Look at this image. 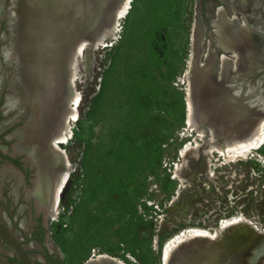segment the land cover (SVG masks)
<instances>
[{"label": "rangeland", "instance_id": "obj_1", "mask_svg": "<svg viewBox=\"0 0 264 264\" xmlns=\"http://www.w3.org/2000/svg\"><path fill=\"white\" fill-rule=\"evenodd\" d=\"M100 1L93 0V15L106 9L108 31L118 0H104V6H99ZM233 1L242 0H133L111 38L97 40L94 32L77 65L80 99L73 135L63 146L70 173L57 219L49 218L43 208L45 213L34 208L28 194L32 184L24 180L25 162L19 168L10 163L9 158L22 154L13 148L17 140L7 135L28 119L0 132V220L20 238L34 264H84L94 251L116 255L127 264H163L164 244L174 235L190 227L212 231L223 219L235 216L249 223L239 221L217 239L203 237L186 244L171 254L168 264H236L237 253L244 260L257 256V236L264 235V144L241 153L226 152L234 140L216 118L194 119L192 126L186 122V71L194 18L198 14L196 25L204 30L194 61L203 62L210 47L218 64L225 52L217 46L213 20L219 6L225 17L232 15ZM259 1L258 8L248 7L246 13L261 20L262 26L251 33L264 37V0ZM6 5V16L0 18V60L1 48L10 38L9 0ZM228 25L229 29L223 28L227 41H241L236 26ZM3 34L9 35H4L5 41ZM254 52L263 53L264 46L244 56L256 75H246L248 80L241 85L256 88V97L262 98L264 53L260 57ZM227 68L226 63L224 80ZM5 69L16 71L12 66ZM195 73L193 69L192 76ZM210 74L214 80V72ZM216 83L223 90L212 95L227 115L244 122L261 113L223 83ZM13 114L0 115L1 122ZM186 145L189 150L182 157ZM8 169L17 176H10ZM13 183L19 184L17 199L11 194ZM263 257L254 262L261 264ZM0 264H17L2 239Z\"/></svg>", "mask_w": 264, "mask_h": 264}, {"label": "bare ground", "instance_id": "obj_2", "mask_svg": "<svg viewBox=\"0 0 264 264\" xmlns=\"http://www.w3.org/2000/svg\"><path fill=\"white\" fill-rule=\"evenodd\" d=\"M9 1L10 38L8 44L2 46L1 54L4 62L16 70L10 83L12 92L6 96L4 107L5 113L13 112L14 114L1 122L0 132L18 121L28 119L23 126L8 134L7 138L16 139L13 148L26 152L35 164L36 179L30 194L34 196L38 206L46 211L48 217L55 220L60 213L61 194L70 173V166L63 146L69 142L73 135L72 122L75 120L80 99L76 81L81 76L78 74L77 66L82 59L81 50L91 40L95 31L98 32L97 40H102L106 36L111 38L120 19L129 11L133 0L117 1L111 11L113 25L108 30L109 32L106 28L109 15L102 7L100 15L94 16L93 0H47L43 4L38 3V0ZM3 2L4 0H0V16H4L1 7ZM98 3L99 6H104V0ZM230 5L233 9L232 15L225 17L226 11L224 12V8L219 6L216 18L213 20L217 46L223 52L231 53V56L223 53L218 58V64H215V59L211 56L210 47H208L209 50L204 61L195 65L194 62L197 61L199 54L198 45L202 41L204 30L203 28L198 29L196 25L198 14L194 18L191 36L192 51L186 71L188 81L186 86V122L192 126L194 119L206 121L213 117L216 118L219 121V126L228 131L234 140V144L227 147L226 152L232 149L241 153L264 144V97H256V88L253 90V88L241 85L248 80L246 75H253L256 72V68L243 61V58L247 52L253 53V51L260 50L264 46V37L251 33L252 29L262 26L261 20L255 21L251 15L246 13L248 7L258 8L259 0H242L238 3L233 1ZM239 6H242L240 17L237 16ZM95 20H101L100 25H94ZM228 23L234 28L236 26L241 41L238 39L236 43H230L224 37L223 28L229 29ZM82 24L83 29H81ZM263 53L256 52L255 54L260 56ZM226 63L228 74L224 80L222 69ZM216 65L218 66L216 67ZM193 69L196 70V73L192 76ZM210 72H214L215 77L214 80L212 79L215 81L214 83L211 80ZM219 81L228 90L230 89V92L232 91V95L241 96L244 103L250 108L259 107L262 110L261 113L257 117L247 118L244 122L227 115V111H223L222 108L221 110L218 106L219 98L212 95L222 92L223 89L216 86V82ZM261 81L259 79L257 86ZM192 82L195 83V89ZM2 83L3 78H1L0 88ZM30 84L33 85L34 92L31 90ZM213 131L211 129L212 139H214ZM188 147L186 145L181 149L182 157L187 154ZM2 172L0 170V174ZM8 174L12 177L17 176V173L12 169ZM18 189L19 184L13 183L11 194L15 199L20 194ZM239 221L249 223L244 217L235 216L223 219L220 225L212 231L200 227H190L180 231L164 244L163 264H168L171 254L186 244L199 241L203 237L216 238L226 228L234 227ZM87 264L127 263L122 258L108 252L94 251L88 257ZM236 264L256 263L254 260L243 261L237 253ZM261 264H264V257Z\"/></svg>", "mask_w": 264, "mask_h": 264}, {"label": "water", "instance_id": "obj_3", "mask_svg": "<svg viewBox=\"0 0 264 264\" xmlns=\"http://www.w3.org/2000/svg\"><path fill=\"white\" fill-rule=\"evenodd\" d=\"M1 7H2V15H3L4 14V11H3V3H2V6ZM2 17L3 16H0V18H2ZM8 30H9V26H8ZM195 65H197L196 62H195ZM191 84H192L193 88L195 89V83L192 82ZM16 128H18V127H16ZM15 151L18 152V153L23 154L25 156V159L26 160L29 159L30 162H31V164L36 169L35 164L32 162V160L29 158V155L26 152H21V151H17V150H15ZM35 179H36V172H35L34 183H35ZM31 196L33 197V199H34L37 207L40 208L38 206V204H37L36 199L34 198V196L33 195H31ZM257 237H259V240L256 243V247H255V250H254L257 253V256H255V257L250 256V259H246V260L242 259L243 261L259 259V257L264 254V235H262L261 237L260 236H257ZM0 239H2L12 249L14 256L17 258V260L19 261L20 264H34L33 261H32V259H31V257L29 256L26 248L24 247L22 241L20 240V238L16 235L15 232H13L8 227V225H6L5 223H3L1 220H0ZM84 264H87V261Z\"/></svg>", "mask_w": 264, "mask_h": 264}, {"label": "flooded vegetation", "instance_id": "obj_4", "mask_svg": "<svg viewBox=\"0 0 264 264\" xmlns=\"http://www.w3.org/2000/svg\"><path fill=\"white\" fill-rule=\"evenodd\" d=\"M6 1L7 0H4V2H3V6H4V4H5V6H7L6 5ZM7 14H8V12H7ZM4 16H6V12H4V14H3ZM7 19H8V15H7ZM7 22H8V20H7ZM3 35H5V34H3ZM3 35L1 36V39H2V41H5L4 39H3ZM6 37H9V35L7 36V35H5ZM2 49V48H1ZM2 56V55H1ZM5 67H10V66H8L5 62H4V60H3V57H2V60H0V82H1V78H3V83L1 84V88H0V115H5V114H8V113H5V110H4V107H5V99H6V96L9 94V93H11L12 92V90H11V88H10V83H11V78H12V74H13V71H12V69L11 70H9V71H7L6 69H5ZM10 73V74H9ZM9 91V92H8ZM0 124H1V118H0ZM2 132H5L6 133V130L5 131H2ZM0 149L2 150L3 149V147H1L0 146ZM10 159V163L12 164V166L13 167H17V166H20V163L22 162V161H24L25 162V168H24V171H25V184L26 185H29V184H32V189H33V187H34V178H35V172H36V169H35V167L31 164V162H30V160L28 159V160H26L25 159V156L22 154V156L20 157V158H17V157H13V158H9ZM17 168H19V167H17ZM24 178V177H23ZM31 189V190H32ZM31 190H28V194H29V192L31 191ZM32 194H29V196L30 197H32L31 196ZM19 196H20V194H19ZM32 199H33V197H32ZM33 206H34V208L36 209V210H38V211H40V212H44L45 213V211L42 209V208H38L37 207V205H36V203H35V201H34V199H33ZM16 258V257H15ZM17 259V258H16ZM16 262H19L18 260L16 261Z\"/></svg>", "mask_w": 264, "mask_h": 264}, {"label": "snow or ice", "instance_id": "obj_5", "mask_svg": "<svg viewBox=\"0 0 264 264\" xmlns=\"http://www.w3.org/2000/svg\"><path fill=\"white\" fill-rule=\"evenodd\" d=\"M47 2V0H38V3H40V4H43V3H46Z\"/></svg>", "mask_w": 264, "mask_h": 264}, {"label": "trees", "instance_id": "obj_6", "mask_svg": "<svg viewBox=\"0 0 264 264\" xmlns=\"http://www.w3.org/2000/svg\"><path fill=\"white\" fill-rule=\"evenodd\" d=\"M15 260L17 261V259H16V258H15ZM17 264H20V263H19V262H17ZM61 264H64V263H62V262H61Z\"/></svg>", "mask_w": 264, "mask_h": 264}]
</instances>
